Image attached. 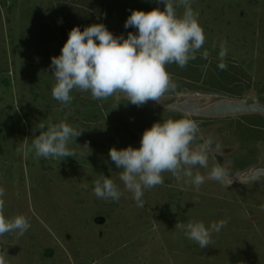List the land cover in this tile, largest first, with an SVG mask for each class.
Returning <instances> with one entry per match:
<instances>
[{
	"label": "rangeland",
	"instance_id": "rangeland-1",
	"mask_svg": "<svg viewBox=\"0 0 264 264\" xmlns=\"http://www.w3.org/2000/svg\"><path fill=\"white\" fill-rule=\"evenodd\" d=\"M191 6L206 35L196 53H208L203 68L220 59L226 42L223 59L238 65L236 82L227 86L240 97L193 88L205 86L204 71H198L200 79H186L199 75L171 64L167 71L177 88L162 104L137 107L122 96L93 100L90 92L74 90L72 103L63 106L51 96L50 64L70 30L102 23L127 38L136 32L124 27L133 10H163L164 5L157 0H0V187L5 215H24L30 223L23 236L0 237L6 264H264V171L254 173L264 170V143L237 128V118H264V0H191ZM183 11L177 8L178 14ZM231 99L257 108L246 117L191 112ZM183 115L213 139L209 167L193 169L205 182L196 188L187 178L163 173L164 183L145 190L144 206L138 207L109 150L139 148L145 129ZM61 120L83 131L68 145L75 157L36 159L28 149L39 135L38 123L46 130L49 121ZM239 163L244 166L238 168ZM215 166L224 169L222 181L207 178ZM100 174L119 186L118 201L93 194ZM188 220L206 227L224 220L226 226L212 233V245L200 249L175 228Z\"/></svg>",
	"mask_w": 264,
	"mask_h": 264
},
{
	"label": "clouds",
	"instance_id": "clouds-1",
	"mask_svg": "<svg viewBox=\"0 0 264 264\" xmlns=\"http://www.w3.org/2000/svg\"><path fill=\"white\" fill-rule=\"evenodd\" d=\"M164 5L150 11L133 10L124 27L135 28L127 38L115 36L102 23L86 26L81 31L74 26L61 48L59 56L51 58V74L54 84L53 99L67 106L72 103L74 90L90 92L93 100H107L122 96L137 107L148 101L162 104V98L174 92L177 84L167 71V65L176 64L183 69L204 46L206 35L198 20V13L191 6V0H157ZM183 7L182 14L177 13ZM226 42L221 45L219 58L226 55ZM208 53H203L207 57ZM218 67L225 70L221 62ZM164 106V105H163ZM17 111L19 108L17 106ZM170 111H175L169 106ZM39 135L32 137L29 152L36 159L64 160L75 157L76 152L68 147L70 141L79 137L82 130L65 120L58 123H38ZM213 139L201 133L194 119L183 115L178 119L168 118L155 122L144 130L139 148L128 146L123 149L110 148L109 157L119 169V180L124 190L132 194L138 207H143V196L147 189L164 183L163 173L187 178L191 185L199 188L205 176L193 169L209 167V152ZM90 150L89 146L85 144ZM219 144L216 148L219 149ZM91 151V150H90ZM224 169L212 167L208 179L222 181ZM93 194L102 200L118 201L123 192L108 176L100 174L94 181ZM5 189L0 187V237L15 233L23 236L30 223L24 215L11 218L5 215ZM226 221L213 222L209 226L202 221L177 222L175 228L183 232L200 249L212 245V233H218ZM6 252L0 250V264H6Z\"/></svg>",
	"mask_w": 264,
	"mask_h": 264
},
{
	"label": "trees",
	"instance_id": "trees-1",
	"mask_svg": "<svg viewBox=\"0 0 264 264\" xmlns=\"http://www.w3.org/2000/svg\"><path fill=\"white\" fill-rule=\"evenodd\" d=\"M223 62L227 65L225 70H221L218 65ZM206 59L203 56L196 55L194 60H190L187 64L186 69L193 70L198 73H203V83L205 86L193 88L203 89V90H213V91H224L227 93L237 94L236 97H240V92H236L232 88H228L227 85H234L236 82V74L234 72L235 69H238V65L235 62H231L229 59H217V61H212L208 64L207 68H203L205 65ZM198 73V75L200 74ZM186 79L196 78L200 79L199 76L187 75ZM191 77V78H190ZM247 114L240 115L241 117H246ZM257 118H237L238 119V129L241 131L242 135H249V137H253L255 140H259L264 143V118H260L259 114ZM247 120L248 122H244ZM243 163H239L238 168L243 167Z\"/></svg>",
	"mask_w": 264,
	"mask_h": 264
},
{
	"label": "water",
	"instance_id": "water-1",
	"mask_svg": "<svg viewBox=\"0 0 264 264\" xmlns=\"http://www.w3.org/2000/svg\"><path fill=\"white\" fill-rule=\"evenodd\" d=\"M256 108V105L247 104L243 100L231 99L221 100L207 107L192 108L191 112L201 116L222 117L254 112L253 110H256ZM261 171L264 170L258 169L254 173Z\"/></svg>",
	"mask_w": 264,
	"mask_h": 264
}]
</instances>
